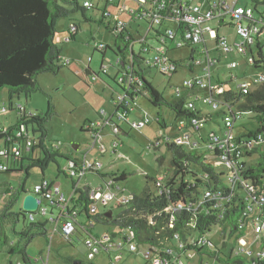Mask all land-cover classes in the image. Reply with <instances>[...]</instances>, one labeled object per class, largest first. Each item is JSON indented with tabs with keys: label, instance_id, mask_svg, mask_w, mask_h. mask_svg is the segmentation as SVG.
I'll return each mask as SVG.
<instances>
[{
	"label": "trees",
	"instance_id": "16d2710c",
	"mask_svg": "<svg viewBox=\"0 0 264 264\" xmlns=\"http://www.w3.org/2000/svg\"><path fill=\"white\" fill-rule=\"evenodd\" d=\"M86 1L93 0H0V92L8 89L10 94L25 93L29 95L31 92L42 91L37 82L39 76L47 73L57 75L63 68L68 67L62 57L63 49L57 41L59 33L56 30V24L59 20L69 19L72 14L78 12L82 13L81 16L85 22H91L92 19L88 18V12L96 9L93 2L91 8L85 7ZM175 1L171 0V3L173 4ZM250 6L260 16V10L264 11V0L261 3L251 0ZM105 13L103 12V17L108 20ZM144 20L149 24L147 18ZM165 21L162 22L159 30L151 29V32L161 35V29L165 31L169 27L165 25ZM76 27L77 31L72 35L71 41L74 40L79 30V26L76 25ZM106 28L111 32L118 33L114 48L107 45L104 50L95 48L96 52L104 58V52L112 50L117 59H120L124 64L133 63L136 66L133 72L139 76L152 106L161 108L163 104H166L176 117L177 127L181 121H186V127L181 131L176 130L174 133L168 134L165 119L160 114L158 115L157 121L160 129L156 141H160V143L158 146L152 143L151 146L155 150L163 145L167 147L172 154V172L160 179L147 178V185L153 183L155 191L147 188L142 195H133L130 205L118 208L116 216L115 212L112 211L111 218H108L107 214L103 215L99 212L92 216L85 215L86 222L89 223L88 228L87 225L82 226L77 220L74 223L75 231L68 238L61 233V227L56 233H60L67 243L72 244L74 235L80 232L78 229H81L82 233H86L87 238H89L88 230L94 229L96 222L112 224L117 226L120 232L122 230L132 231L135 234L138 249L140 247L153 249L164 256L167 255L165 251L180 253L194 250L200 257V264H203L204 261H215L218 264H253L252 259L246 258L237 251L239 240L245 236L246 228L252 222V215L255 211L264 213V205L260 207L254 200V194L264 196V152L261 151L264 143H259V140H264V84L245 94L240 85L231 89L226 84H221L219 80L213 84V77L211 78L212 85L225 88L223 103L219 110H214L206 102L214 111H217L215 116H222L224 137L229 130L226 118L233 119L237 116L232 130V143L235 147V155H238H236L238 180L231 183L227 167L224 164L217 165L223 154L221 139L224 137L218 138L215 134H210L202 141L196 140L198 142L196 146L163 143L162 140L164 136L171 135L174 137L177 132L179 135L190 134L192 118L203 122V127L198 131L200 133L205 124L215 117L214 115H203L196 106L197 101H204L208 95L201 99L200 94H198V98L193 100V94L200 90L199 87H195L189 93L191 96L185 95L176 103L167 102L148 80L150 69L144 67L147 65L144 54L134 52L132 44L135 39L127 27H118L117 25L111 27L108 24ZM67 33L69 34V30ZM122 43L124 44L123 47L120 46ZM184 46L194 47L187 44L177 48ZM256 47L258 52L254 61L255 69H264L262 50L259 46ZM194 53L195 49L192 55ZM173 63L177 68L184 65V62ZM117 69L120 73V68ZM86 72L89 73V70ZM96 75L94 74V76ZM235 77L232 75L229 82L236 83L239 79L237 76ZM114 82L122 89L119 82L116 80ZM206 91L208 93V90ZM188 102L194 104L193 112L187 110ZM236 103L239 108L237 113L240 112V116L235 115L236 112L233 109ZM51 110L47 120L43 119L40 122L43 129L45 128L43 123L48 122V119L54 114L53 108ZM244 116H249L251 120L258 121L260 126L254 131L242 132L240 130V135H235V124ZM19 122L15 128H9L8 132L12 133L18 127ZM46 132L48 133V130ZM84 132L88 133V131ZM1 138L2 136H0V141ZM48 153L51 151L49 150ZM254 155H257L255 161L253 160ZM42 156L45 157L44 160L38 158L30 160L26 167L17 164L15 165L17 171L10 170L6 173L24 170L28 178L30 169L39 167L41 170H45L51 157H47L43 151ZM218 167H223L224 170L221 171ZM97 174L102 179L112 178L114 183L119 185L123 190L122 192L125 193V189L119 184L127 179L124 172L120 175L102 174V172ZM89 190L90 187L86 186L84 192H76L79 197L73 203L75 207L80 208L82 202V204L87 205ZM0 193L8 196V201L0 212L1 249L6 250L9 255L20 256L18 262L37 264L38 261H34L28 256L26 248L37 236L49 237L48 225L42 222L38 224L32 222L30 226H27L26 214L14 210L15 205L27 193L23 186L16 190L11 188L2 191L0 189ZM179 205L184 206L185 209L178 213L174 212L173 210ZM250 205L253 206V213H249ZM60 223L62 224V221ZM19 224H22L20 231L17 230ZM217 227L221 230V248L215 247L212 242L204 239V235L211 233ZM9 228L13 235L19 238L18 243L10 242ZM87 238L84 239V244ZM261 241V247H264V233ZM23 242L26 243L24 246H22ZM180 244L184 245L183 250L179 248ZM89 262L93 263V261Z\"/></svg>",
	"mask_w": 264,
	"mask_h": 264
},
{
	"label": "rangeland",
	"instance_id": "374dc122",
	"mask_svg": "<svg viewBox=\"0 0 264 264\" xmlns=\"http://www.w3.org/2000/svg\"><path fill=\"white\" fill-rule=\"evenodd\" d=\"M202 0H193V4L202 5ZM231 2V0H227ZM95 5L94 11L88 12V18H92L91 22H85L81 16V12L72 14L70 18L61 19L56 24V30L58 31L57 41L63 49L62 57L64 61H72L75 63L71 66L63 68L59 74H42L37 79L42 91L31 92L29 95L22 93L19 96L10 94L8 89H4L0 92V128L9 129L15 128L19 122L20 115L16 107L23 106L27 112H33L41 119L47 120V116L51 113L53 108L54 114L48 119V122H44V129L46 132L47 144L50 147L52 144H61L59 155L55 161H51L45 170H41L39 167L30 169L28 172V178L25 171L22 172H10L0 173V189L14 190L23 189L29 194L32 193L35 185H40L47 182L49 185L60 184L62 193L69 199L73 194L77 181H73L65 172L67 165V157L69 154L74 153V157L79 160L83 159V156H87V164L92 166L96 161H100L103 164L102 174L110 173L120 175L124 172L127 175V179L124 182L119 183L124 189L127 196H140L147 188L155 191L153 183L147 185V178L160 179L166 174L172 172V154L168 151L166 146L160 147L158 150L152 148L151 144L155 143L156 137L160 126L158 124V115L165 119L168 129L166 132L174 133L177 130V121L174 113L171 109L163 104L161 108H155L149 101L148 94L141 95L137 98L136 112L134 118L137 115L144 114L145 112L150 114L151 123L142 129L141 133L131 130L127 125H122L123 132L118 137H115L111 133V127H106L102 131L104 144L110 148L111 143L116 139L122 145L118 149V155L102 154L97 144L93 149H90V135L84 131H88L87 123H93L101 118H105V114L111 116L115 108L113 106L114 99L122 91V89L114 81H119L121 77L118 73L117 56L112 50H106L105 57L96 52L95 48L99 44L105 46H111L114 48L116 42V36L118 33L111 32L106 28V25H114L111 22L126 25L128 31L132 34L136 43L134 51L136 54H140V49L143 45H149V47H155L157 45L156 35L148 31V25L146 20L137 17L142 12L140 0H93ZM243 5H250L251 0H243ZM146 8L152 9V4L146 6ZM124 9H127L126 11ZM103 12H106L108 20L104 19ZM131 12L133 13L131 17ZM79 26V31L75 36L74 41L63 42L65 37H68V30L72 24ZM165 25H168L172 30L177 33L178 39L181 38V30L178 24L174 21H165ZM164 29H161V33ZM221 37H227L230 41L229 44H233V39L237 38L232 28L227 27L220 33ZM147 38L148 40L141 44L139 38ZM232 41V42H231ZM124 46V44H120ZM207 46L209 48L210 58L220 59L219 63L212 67V83L216 84L217 80L221 84H226L231 89L236 88L239 85H246L253 81V77L258 75V72H262L263 68L255 70L247 63L242 55L238 51H233L231 54L219 49L218 43L207 38ZM170 52L169 58L172 62H184V65L177 69L176 73H169L162 75L158 69L149 68L148 65H144L145 68L150 69L148 80L152 86L164 97L169 103H176L180 99L177 95V89L183 88L188 83L195 80L205 78L207 72L205 66L199 65V62L205 63L206 54L204 47L199 46H184L177 48L176 43L169 42ZM195 49V53L192 52ZM155 51H150L148 55H144L145 58L153 59ZM90 58L92 62H90ZM104 60V63H103ZM233 64H237L238 67H232ZM91 66V69L95 74L93 78H87L84 75V68ZM82 72V73H81ZM232 75L238 76L236 83H231L230 77ZM96 78H98L96 80ZM207 91L200 89L197 93L193 94V100H196L197 95L200 94V98L206 95ZM243 102V101H242ZM197 108L203 115H216L217 111H214L203 100L196 102ZM9 110L8 113L3 114L4 108ZM235 112L239 111L238 104L233 106ZM258 121L251 120L249 116H244L242 120H239L235 124L234 134L240 135V130L246 132V130L254 131L259 128ZM30 132H32V124H30ZM192 136L191 141H202L210 134H215L218 138H223L225 131L223 130L222 116H215L212 121H208L200 133L189 132ZM129 134V135H127ZM39 137L40 133H36ZM118 138V139H117ZM79 146L77 151H74V147ZM261 151L264 152V144L261 147ZM39 153V151H37ZM29 152L25 151L24 167L29 165L31 157L36 159V156H30ZM44 160V156H39ZM257 159V155H254L253 160ZM221 171L223 167H218ZM17 171L16 168L11 171ZM110 178V177H108ZM102 179L97 173H89L85 179H83L76 190L78 192H84V188L88 185L91 188L99 189L105 188L108 179ZM79 195L76 194L75 198ZM8 201V196L0 193V212L4 208ZM22 201H19L14 210L16 212L22 211L26 214V225L30 226L29 214L22 209ZM100 214H109L110 211L117 214V208L113 203L104 208L103 204H99L98 207ZM55 211L54 215H57ZM50 218V214L47 217ZM36 222L45 223L41 216L36 215ZM78 222L82 226L88 228L89 223L86 222V216L82 213L78 217ZM49 237L37 236L35 237L26 248V252L29 257L34 261H38L37 264H112L109 257L106 254L97 257L93 263L87 260L88 250L84 244V239L87 238L86 233H82L81 229H78L71 241L72 244L66 242L64 237L60 233L54 235V225L47 223ZM94 229H89L90 236H103L106 232H113L117 234L114 239L116 242H123V237L120 231L115 225H108L103 223H95ZM22 229V224L17 226V230ZM9 240L11 243H18L19 238L14 236L10 228L8 230ZM204 239L212 242L215 247L221 248L222 238L221 230L219 227L214 228L211 233L204 235ZM26 243L23 242L22 246ZM148 248L140 247L138 253H131L129 246L125 245L122 251L124 260L120 264H153L152 260L145 258L146 250ZM226 251V250H225ZM181 255L179 264H200V257L194 250L186 251ZM42 259V261H40ZM20 256L9 255L6 250L0 247V264H18Z\"/></svg>",
	"mask_w": 264,
	"mask_h": 264
},
{
	"label": "built area",
	"instance_id": "2783aa9c",
	"mask_svg": "<svg viewBox=\"0 0 264 264\" xmlns=\"http://www.w3.org/2000/svg\"><path fill=\"white\" fill-rule=\"evenodd\" d=\"M193 0H176L173 4L171 0H140L143 7L139 18L148 19V31L149 35L151 29L159 30L162 22L165 20L174 21L181 29V38L178 39L177 33L168 27L161 35H156L157 45L155 47H149V45H143L139 53L148 55L150 51H155L156 54L153 59H146V63L151 68L158 69L161 74H169L177 71V66L174 65L169 58L170 52L169 42L176 43L177 47L183 45L203 46L204 52L207 56L205 63L199 62V65L205 66L207 75L205 78L195 80L188 83L182 89L177 90L178 97L182 98L187 92L190 93L195 87H199L203 90H208L209 94L205 98V102L212 106L214 110H219L220 105L223 103V94L225 88L223 86H215L211 83L212 67L219 63L218 59L210 58L209 48L207 46V38L209 40L216 41L218 47L226 53L231 54L233 51H238L240 55L247 61L253 69H255L254 61L257 54V47L261 48V52L264 56V11L260 10L261 15L255 11L251 6H244L242 0H202V5L193 4ZM261 3L263 0H254ZM149 4H152V9L146 8ZM84 6L91 8L93 6L92 1H86ZM144 11V13H143ZM106 15V13H105ZM229 16L234 24L236 35L238 40L235 44L230 45L226 37H221L216 29L208 26L207 23L213 20H220ZM118 27L125 26L124 24L115 23ZM77 31L76 25L72 24L69 29V36L63 39V42H70L72 35ZM140 37L139 41L144 44L148 39ZM136 41L132 44L133 50ZM99 50H104L105 45L99 44ZM135 52V51H134ZM91 61V58L90 60ZM71 61L66 62V65H71ZM117 67L120 68L121 77L119 78V84L122 86V91L114 99L113 106L115 108L114 113L109 116L105 114V118L89 123L88 133L90 135V149H93L99 144L102 154L107 152L118 155V149L121 143L116 139L111 143L110 148L104 144L102 131L106 127H111V133L115 137H118L122 130V125H127L131 130H135L141 133L151 122L150 114L145 112L141 114L138 120H131V113L134 111L133 104L136 106L137 98L141 95L147 94L142 87V82L137 74L133 72L135 65L133 63L124 64L120 59H117ZM232 67H238L237 64H233ZM262 69V68H260ZM258 69V71L260 70ZM257 70V69H255ZM237 75H233L235 77ZM238 77V76H237ZM236 78V77H235ZM251 86L249 84L240 85L245 94L257 89L264 84V69L262 72H258L257 76H254ZM19 111L20 119L18 127L9 133L8 129L0 128V136L3 145L0 147V173H6L15 168V165L24 166V154L25 151L29 152L30 156H34L37 151H42L51 157L49 162L55 161L59 155L61 144L54 143L50 147L47 144L46 131L41 127L40 122L43 120L33 112H27L23 106L16 107ZM187 110L194 111V104L188 102ZM9 110L5 107L2 110L3 114L8 113ZM240 113V112H239ZM236 112L235 115L240 114ZM237 116L226 118V124L229 128L226 136L221 139L223 154L221 161L217 165H225L228 169L229 178L231 183H235L238 180L237 177V165L238 160L235 155V147L232 143L233 139V125ZM186 122V121H185ZM181 121L177 127V131H181L186 127V123ZM191 132H198L203 127V122L199 119H191ZM30 124H32V132H30ZM36 133H40L37 137ZM163 143H174L181 146H196L198 142L191 141L190 134H180L177 132L174 137L164 136L162 137ZM118 139V138H117ZM160 141H155V146H158ZM259 143H264V140H259ZM51 153H48V151ZM35 160L34 158H30ZM67 159V165L64 172L73 180L77 181L73 194L69 199L65 194L60 191L59 186L47 182L38 184L34 187L31 194L38 197L39 209L36 212L28 213L31 222H36V215L41 216L45 221L44 224L54 225V232L56 234L60 230L66 238L73 235L75 231V222L78 220L79 215L82 213L86 216H92L99 212V204H103L104 207H108L113 203L116 208H122L129 206L132 200V196H127L123 193L122 188L114 183L112 178L106 180V192L104 187L94 189L90 187L89 190V202L87 205L80 203L81 207H75L73 204L78 198H75L76 190L79 183L87 177L89 173H100L103 170V164L100 161H96L94 165L89 166L87 164L86 155L82 160L75 158ZM49 164V163H48ZM48 167V166H47ZM79 193V192H78ZM255 203L260 207L264 205V196H256L254 194ZM210 196L209 194L207 195ZM85 202H87L85 200ZM185 207L179 205L173 211L178 213L184 210ZM249 213H253V206H249ZM57 211V215L55 214ZM50 214V218H45ZM252 222L246 228L245 236L239 240V246L237 253L252 259L253 264H264V247H261V237L264 233V213L256 212L252 215ZM62 221V224L60 223ZM93 226V225H92ZM123 237V242H116L115 238L110 234L103 236H90L85 240V246L88 250V261H94L98 256L106 253L110 255L112 264H118L123 260L122 251L125 245L129 246L131 253H138V247L136 244L135 234L130 230H122L120 232ZM179 248L183 250L185 247L183 244L179 245ZM145 258L152 260L153 264H179L181 255L184 252L177 251H165L166 256L155 252L153 249H147ZM18 264H23L18 262ZM182 264V263H181ZM203 264H218L215 261H204Z\"/></svg>",
	"mask_w": 264,
	"mask_h": 264
},
{
	"label": "crops",
	"instance_id": "0c3cea01",
	"mask_svg": "<svg viewBox=\"0 0 264 264\" xmlns=\"http://www.w3.org/2000/svg\"><path fill=\"white\" fill-rule=\"evenodd\" d=\"M227 1V0H226ZM243 1V0H242ZM93 2V1H92ZM228 2V1H227ZM94 4V3H93ZM245 7L246 6H250V5H244ZM125 11L127 10V9H124ZM132 13V12H131ZM92 19V18H91ZM74 24V23H73ZM111 24L113 25V23L111 22ZM115 24V23H114ZM146 24L148 25V23L146 22ZM77 25V24H76ZM207 25L208 26H210V27H212L213 29H216L219 33L223 30V29H225V28H227V27H230V28H232L233 30H234V32H235V35H236V31H235V28H234V24H233V22H232V20L230 19V17L229 16H226L225 18H223V19H220V20H213V21H211V22H209V23H207ZM126 26V25H125ZM79 29V28H78ZM181 30V29H180ZM79 31V30H78ZM236 37H237V35H236ZM227 38V37H226ZM74 40H75V38H74ZM73 40V41H74ZM237 40H238V37L237 38H234L233 39V44H235L236 42H237ZM211 41V40H210ZM227 41H228V43H229V39L227 38ZM232 42V41H231ZM232 44V45H233ZM203 47V46H202ZM72 62V61H71ZM90 62H92V59H91V61ZM73 64H75V63H71V65H69V66H71L72 67V65ZM86 70H89V73H87L86 72ZM82 73V72H81ZM84 75L85 76H87V78L89 79V78H93V76H94V74H95V72H93L92 71V69H91V66H86L85 68H84ZM95 77V76H94ZM98 78H96V80H97ZM209 94V92L208 93H206V95H208ZM186 95H190L191 96V94H189V92H187L186 93ZM17 96H19V95H17ZM136 104H137V101H136ZM133 107H134V111H133V113H131V116H130V119L131 120H138V118L139 117H141V114H140V116H139V113H138V115H137V118L135 119L134 118V114H135V112H136V106L133 104L132 105ZM107 113V112H106ZM90 123V122H89ZM148 126V125H147ZM127 135H129V134H127ZM3 145V141H0V147ZM121 145H122V143H121ZM111 154V153H110ZM74 155V153H72L71 152V154H69L67 157H69V158H75V159H78V158H76V157H74L73 156ZM34 156H36L35 158H38V159H40L39 158V156H42V153L39 151V153H36V154H34ZM85 156V155H84ZM84 156H83V158H84ZM24 157H25V154H24ZM87 157V156H86ZM79 160V159H78ZM82 160V159H81ZM99 161V160H98ZM56 185V184H55ZM36 186V185H35ZM34 186V187H35ZM57 186H59V188H60V191L62 192V190H61V186H60V184H57ZM88 186V185H87ZM90 187V186H89ZM30 194V193H29ZM111 212V211H110ZM109 212V213H110ZM105 234H110L111 236H115V235H117V234H115V233H113V232H106ZM104 234V235H105ZM104 254H106V253H104ZM100 256H102V255H100ZM108 256V255H107ZM109 257V259H110V256H108ZM123 260H124V257H123ZM122 260V261H123ZM40 261H42V259L40 260ZM122 261L120 262V263H122ZM110 262H111V260H110ZM120 263H118V264H120Z\"/></svg>",
	"mask_w": 264,
	"mask_h": 264
},
{
	"label": "water",
	"instance_id": "95a60500",
	"mask_svg": "<svg viewBox=\"0 0 264 264\" xmlns=\"http://www.w3.org/2000/svg\"><path fill=\"white\" fill-rule=\"evenodd\" d=\"M79 149V146H75L74 147V151H77ZM23 201H22V209L27 212V213H32V212H36L39 209V200L38 197L35 196L34 194H28L26 193L23 197H22ZM113 212L111 211L107 217L111 218L112 217ZM115 238V236H113Z\"/></svg>",
	"mask_w": 264,
	"mask_h": 264
}]
</instances>
